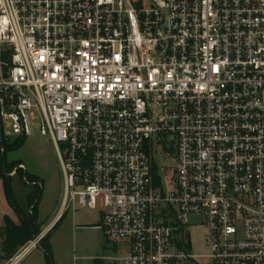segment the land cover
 Wrapping results in <instances>:
<instances>
[{
  "label": "built area",
  "instance_id": "2783aa9c",
  "mask_svg": "<svg viewBox=\"0 0 264 264\" xmlns=\"http://www.w3.org/2000/svg\"><path fill=\"white\" fill-rule=\"evenodd\" d=\"M0 122L51 136L61 210L99 209L112 261L264 264V0H0Z\"/></svg>",
  "mask_w": 264,
  "mask_h": 264
},
{
  "label": "rangeland",
  "instance_id": "374dc122",
  "mask_svg": "<svg viewBox=\"0 0 264 264\" xmlns=\"http://www.w3.org/2000/svg\"><path fill=\"white\" fill-rule=\"evenodd\" d=\"M8 139L13 141L15 138L11 137ZM155 156L157 175L160 176L162 170L166 169V181L170 185L174 179L175 158L173 149L165 148L163 144L157 143ZM7 158L9 161L21 160L24 163V168L30 173L37 175L43 183V195L38 206V219L42 223L40 233H42L61 210L65 191L64 173L51 136L49 134L42 135L39 131L34 132L33 135L27 137L18 150L9 152ZM13 187L19 204L27 209V197L34 185H24L19 177H14ZM170 187L168 186L167 188L169 189ZM66 211L68 212L65 213ZM72 212L71 208L66 207L62 212V216L52 227L56 226L50 237L53 247V264H95V259L100 256L111 258L124 253L119 241L108 240L100 230L83 229L81 226H74L76 224H88L90 226L96 224L99 219V209H90L78 205L74 214V222L70 220ZM6 215L18 221L14 210L6 200L3 183L0 179V228L4 226ZM194 220L191 219L190 226L192 228L191 236L194 250L204 253L206 252L207 228L205 224H198ZM2 239L0 236V242ZM43 240L44 238L39 246L23 257L18 264H48L47 254L41 247ZM116 245H120V248H116ZM9 259L0 258V264H7ZM104 260L106 264H109L107 259Z\"/></svg>",
  "mask_w": 264,
  "mask_h": 264
},
{
  "label": "trees",
  "instance_id": "16d2710c",
  "mask_svg": "<svg viewBox=\"0 0 264 264\" xmlns=\"http://www.w3.org/2000/svg\"><path fill=\"white\" fill-rule=\"evenodd\" d=\"M4 59L8 60L9 54H5ZM1 132L2 127L0 125V179L3 183L6 200L18 218V221H15L6 215L4 226L0 228V236L3 238L0 242V258L7 260L41 232L42 223L38 219V206L43 195V183L37 175L20 166L24 164L21 160L9 161L7 158L8 153L18 150L27 137H18L13 141H9L5 136L1 139ZM14 177H19L24 185H34L27 197V209L23 208L17 200L13 187ZM55 227L44 237L41 244L47 254L48 264H53V247L50 237ZM95 264L104 263L98 258L95 259Z\"/></svg>",
  "mask_w": 264,
  "mask_h": 264
},
{
  "label": "crops",
  "instance_id": "0c3cea01",
  "mask_svg": "<svg viewBox=\"0 0 264 264\" xmlns=\"http://www.w3.org/2000/svg\"><path fill=\"white\" fill-rule=\"evenodd\" d=\"M68 211H70V210H68ZM68 211H66L65 213H67ZM76 211V210H75ZM75 211H73L72 212V215H71V217H70V220L72 221V222H74V214H75ZM62 210H59V212L57 213V215L54 217V219L47 225V227L45 228V231H47V230H49V229H51L52 227H53V225L57 222V220L62 216ZM65 216V215H64ZM101 217H102V212H100V214H99V219H98V221H97V223L96 224H94V225H92V226H90V225H88V224H81V225H79V224H76V225H74L75 227H78V226H81L83 229H95V230H100L101 232H103V230H102V228H101ZM64 218V217H63ZM62 218V219H63ZM61 219V220H62ZM101 239L103 240V238H102V236H101ZM102 240H101V243H102ZM117 247L116 248H120V245H116ZM99 259H101L102 261H103V263L104 264H106V262H105V260L104 259H107V263H109V264H118L117 262H114V261H112L111 259H109V257H105V256H100V257H98ZM98 258H96V259H98Z\"/></svg>",
  "mask_w": 264,
  "mask_h": 264
},
{
  "label": "water",
  "instance_id": "95a60500",
  "mask_svg": "<svg viewBox=\"0 0 264 264\" xmlns=\"http://www.w3.org/2000/svg\"><path fill=\"white\" fill-rule=\"evenodd\" d=\"M0 125H1V122H0ZM1 139H3V134H2V132H1ZM187 241H188V245L190 246V233L188 232L187 233Z\"/></svg>",
  "mask_w": 264,
  "mask_h": 264
}]
</instances>
